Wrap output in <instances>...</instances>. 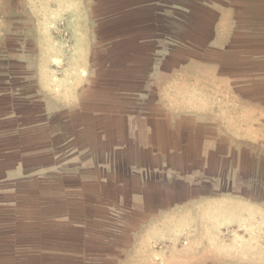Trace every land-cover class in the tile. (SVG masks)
Listing matches in <instances>:
<instances>
[{"label":"crops","instance_id":"1","mask_svg":"<svg viewBox=\"0 0 264 264\" xmlns=\"http://www.w3.org/2000/svg\"><path fill=\"white\" fill-rule=\"evenodd\" d=\"M136 5L0 62V264H264V37Z\"/></svg>","mask_w":264,"mask_h":264},{"label":"rangeland","instance_id":"2","mask_svg":"<svg viewBox=\"0 0 264 264\" xmlns=\"http://www.w3.org/2000/svg\"><path fill=\"white\" fill-rule=\"evenodd\" d=\"M137 1L139 0H0V33L6 32V47L10 50V53L0 58V62L14 61L19 49L21 51L26 49L31 53L36 48L34 42L36 34L44 41L45 36L51 34L56 42L64 44L65 47L70 44L68 49L72 48L74 43L70 37L74 31L82 29V19L86 15H89L91 20L90 28L94 35V43L97 46L100 44V38L96 36H99L101 31L103 40L107 38L110 44L115 45L116 40H123L116 39V30H131L128 21L120 22L121 15L123 19H127L130 15L139 13ZM206 1L210 3L212 0ZM220 7L222 13L228 8L235 10L237 28L248 29L251 33L264 37V0H220ZM155 261V264H163L160 258Z\"/></svg>","mask_w":264,"mask_h":264}]
</instances>
